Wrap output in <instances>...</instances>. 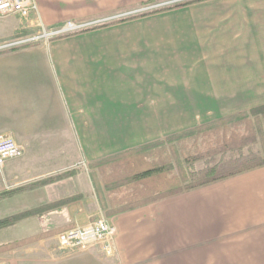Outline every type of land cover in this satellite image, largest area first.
Segmentation results:
<instances>
[{
	"label": "crops",
	"instance_id": "0c3cea01",
	"mask_svg": "<svg viewBox=\"0 0 264 264\" xmlns=\"http://www.w3.org/2000/svg\"><path fill=\"white\" fill-rule=\"evenodd\" d=\"M155 1L34 0L30 28L0 17V42ZM261 104L264 0H203L1 53L0 134L23 154L0 175L33 195L0 199V217L33 210V241L0 264H245L246 251L264 264V166L107 215L110 257L56 241L102 216L91 163Z\"/></svg>",
	"mask_w": 264,
	"mask_h": 264
},
{
	"label": "trees",
	"instance_id": "16d2710c",
	"mask_svg": "<svg viewBox=\"0 0 264 264\" xmlns=\"http://www.w3.org/2000/svg\"><path fill=\"white\" fill-rule=\"evenodd\" d=\"M199 1L203 0L183 1L151 11L149 14ZM125 20L121 19L117 22ZM59 37H53L51 40ZM42 42L1 49L0 54L27 46H37ZM258 112H264V104L252 108L249 112L218 118L170 135L165 140L146 143L91 163V167H97L99 170L110 165L112 178H116L115 181L111 180L105 185L107 191L113 192V200L110 209L106 211L107 215L168 198L264 166V160L256 156L253 151L249 150L248 154L242 152L244 148H250V145L257 143L258 140L264 145V135L256 134L260 131ZM202 137L204 146H201ZM166 140H175L181 148L176 147L171 152L166 151L162 145ZM185 140L189 142L183 144ZM159 145L160 148L156 152L153 151L152 148ZM166 153L176 155V170L172 167L170 158L168 156L165 158ZM218 155L219 158L214 159ZM203 159H214L215 164H209L194 172L186 171V165ZM100 203L102 206L101 198ZM29 215L31 211L21 213L20 216L2 218L0 228L9 225L12 219H17L15 217L22 218ZM24 239L1 243L0 252L26 244L28 240Z\"/></svg>",
	"mask_w": 264,
	"mask_h": 264
},
{
	"label": "rangeland",
	"instance_id": "374dc122",
	"mask_svg": "<svg viewBox=\"0 0 264 264\" xmlns=\"http://www.w3.org/2000/svg\"><path fill=\"white\" fill-rule=\"evenodd\" d=\"M169 0H160V1H155L152 2V3H148V4H145V5H142L140 7H134L132 9H128V10H122V11H117V12H114V13H111L110 15H107V16H104V17H100V18H96V19H90V20H86V21H82V22H72V23H75V24H80V28H77V29H74V30H71L69 32H67V34H71V33H74V32H78V31H81V30H86V29H89V28H92V27H95V26H101V25H105L107 23H112V22H117L121 19H127L128 17H134V16H137L138 14L141 15L143 13H147V12H150V11H154V10H158V9H163V8H166L168 6H173V5H176V3L178 2H175V3H171V4H167L168 2H166ZM183 1H188V0H183ZM166 2V3H165ZM49 29H52V28H49ZM46 32H43V31H38L37 29H34L33 32H26V35L25 34H22V33H17L15 34L12 38L8 39L7 41H4V42H0V45H4L8 42H12V41H16V40H19V39H22L24 43L26 42H30V41H33V42H37V41H41V40H46L48 39V34L46 33H49V31L45 30ZM46 34V35H45ZM44 35V36H42ZM33 37V38H32ZM53 37H56V36H53ZM31 38V39H30ZM30 39V40H28ZM47 42V41H44V43ZM43 43V42H42ZM22 44V43H21ZM263 105V104H261ZM259 106V105H258ZM257 106H254L252 108H255ZM252 108H250L249 110H242V111H238V112H234L232 114H228V115H223V116H220V117H217L215 118L214 120L218 119V118H222V117H226V116H230V115H234L236 113H239V112H249ZM251 118L252 115H250ZM257 117L259 119V125L260 126V131H257L256 134L257 135H260V133H262L264 135V112L263 113H260L258 112L257 113ZM212 120V121H214ZM210 122V121H209ZM205 123H208V122H205ZM204 124V123H202ZM201 125V124H199ZM197 125V126H199ZM196 127V126H194ZM192 127V128H194ZM191 129V128H189ZM188 130V129H187ZM185 131V130H183ZM182 132V131H180ZM178 132V133H180ZM176 134V133H174ZM173 135V134H171ZM170 136V135H168ZM166 136V137H168ZM166 137L162 138V139H159V140H165ZM187 142L189 141H184L183 144H187ZM144 145V144H143ZM165 148L166 151L168 152H171L174 148L178 147L179 149L181 148V145L180 144H177V142L175 143V140H166L163 144H162ZM141 146V145H140ZM201 146H204L203 145V137H202V145ZM160 148V145L159 146H155L153 147V151H157L158 149ZM253 151V153L258 156L260 159L264 160V145L262 144V142H258L257 143H254L252 145H250V148H244L243 149V153L244 154H248L250 151ZM166 156H168L171 160V165L172 167L176 170V166H175V163L177 162V157L175 158V154H165V158ZM219 158V155L216 156L214 159H218ZM214 159H203V160H198V161H195L193 162L192 164L190 165H186V171L187 172H194V171H197L201 168H204L205 166L209 165V164H215V161ZM90 168H94L96 169L94 172L91 171L90 172V177H91V180H92V183L95 187V190L96 192L100 189L102 190L101 192V200H102V203L103 205L101 206V203H100V207L101 209L103 210V213H102V217H104L105 219L106 216H107V209H110L111 207V202H112V196H113V192H109L107 191V189L105 188V185L108 184V182H110L111 180L115 181L116 178H112L113 174L110 173L112 170H111V166L109 165L108 168H104L102 167L100 170L97 169V167H91L89 166ZM177 172V171H175ZM3 175H0V199H3L5 198V196L9 195V196H13L14 194L16 195H19L20 193H25L26 194H29V195H33V193H30L29 191L33 190V186H20V187H13V186H9L6 184V181H4L2 179ZM116 177V175H115ZM9 191H7V190ZM5 191H7V193H3ZM29 192V193H28ZM8 197V196H7ZM31 201L33 202V197L31 199ZM2 209V210H1ZM9 209H13V207L9 208ZM4 207H1L0 205V214H2L4 212ZM31 211V215H33V210H27V211H22L20 212L19 214H16L17 216H20L21 213H25V212H29ZM29 216H24L22 218H18V217H15L17 219H12L10 224L7 225V226H4V227H1L0 228V240L1 238L3 240L7 239V238H12V237H19V239H22V238H27L26 240H28L27 243H30L33 241V220H29ZM2 218H6V217H0V219ZM97 218V217H96ZM20 221H23L21 222L20 224H18L17 226H15L14 228L15 229H4L8 226H11V223L13 225L14 224H17L18 222ZM2 229V230H1ZM24 239V240H25ZM15 240H18V239H14L12 241H15ZM10 242V241H9ZM247 242H250L248 239H247ZM26 243V244H27ZM26 244H23V245H26ZM21 246V245H19ZM19 246H16V247H19ZM22 249H24V247H22ZM8 251V250H6ZM5 251V252H6ZM24 251V250H22ZM26 251V250H25ZM4 252V251H3ZM27 253L30 252V251H26ZM246 254L247 256L245 258H241L240 260L242 262H245V264H250L252 261H251V258L248 256V252L246 251ZM104 255V254H103Z\"/></svg>",
	"mask_w": 264,
	"mask_h": 264
},
{
	"label": "built area",
	"instance_id": "2783aa9c",
	"mask_svg": "<svg viewBox=\"0 0 264 264\" xmlns=\"http://www.w3.org/2000/svg\"><path fill=\"white\" fill-rule=\"evenodd\" d=\"M35 9L36 5L34 0H0V17L3 18L9 15H17L21 29L26 30L27 28H30L32 20L31 16ZM81 26L80 24L68 21L60 26L53 27L52 29L41 26L38 31H49V33H46L49 38L41 40L44 42L51 40L53 36L59 37L65 35L67 32L80 28ZM31 42L33 41L24 43L22 39H19L0 45V50ZM22 154V146L18 144L13 137L7 134H0V168H2L8 160L19 158ZM114 235L115 228L113 225L100 215L85 225H77L58 233L56 237L57 248L63 255L79 253L91 248H97L102 254L110 257L115 252Z\"/></svg>",
	"mask_w": 264,
	"mask_h": 264
}]
</instances>
